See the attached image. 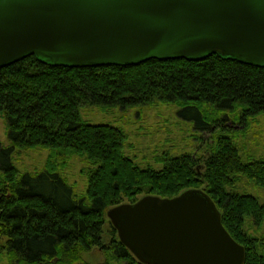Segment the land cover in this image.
Returning a JSON list of instances; mask_svg holds the SVG:
<instances>
[{"label":"trees","instance_id":"1","mask_svg":"<svg viewBox=\"0 0 264 264\" xmlns=\"http://www.w3.org/2000/svg\"><path fill=\"white\" fill-rule=\"evenodd\" d=\"M154 101L182 108L179 115L214 138L210 152L163 157L164 167L138 165L124 153L125 131L83 119L84 105L130 108ZM264 114V67L217 55L198 60L152 59L140 65L64 67L28 56L0 69V112L11 146L0 145V251L8 264H92L83 254L106 253L102 264H144L117 235L107 210L146 195L175 197L205 190L221 212L223 226L245 247V264H264V236L246 226L264 222V202L233 190L239 175L264 187V159L245 161L234 139L216 127ZM241 116V117H240ZM244 117V118H243ZM52 151L40 172L19 174L12 153L37 146ZM87 156L86 197L77 198L57 162ZM65 160V161H64Z\"/></svg>","mask_w":264,"mask_h":264},{"label":"water","instance_id":"2","mask_svg":"<svg viewBox=\"0 0 264 264\" xmlns=\"http://www.w3.org/2000/svg\"><path fill=\"white\" fill-rule=\"evenodd\" d=\"M210 55L264 67V0H0V69L28 56L82 68ZM106 213L144 264H245L205 190Z\"/></svg>","mask_w":264,"mask_h":264},{"label":"rangeland","instance_id":"3","mask_svg":"<svg viewBox=\"0 0 264 264\" xmlns=\"http://www.w3.org/2000/svg\"><path fill=\"white\" fill-rule=\"evenodd\" d=\"M181 108L172 103L154 101L151 104L130 108L84 105L80 110L83 119L90 123H110L125 131L127 140L124 153L141 167L150 166L156 170L165 166L163 157L167 154L179 156L191 153L202 158L210 152L213 145L214 138L210 136L211 133L196 129V122L191 113H189L190 118L180 116ZM235 113L226 110L225 115L231 120L223 126L216 127L215 130L217 133H226L234 139L245 161L264 159V114L248 116L244 120L241 116V119L236 118ZM8 126L6 115L0 112V145L3 147L11 146ZM51 153L52 151L40 145L27 149L16 148L11 159L19 174L37 173L47 166ZM65 160L66 162L62 160L57 162L61 176L72 186L77 198L86 197L87 171L95 165L88 161L87 156L79 154L66 156ZM0 182H6L2 173H0ZM234 185L233 190L238 193L251 194L261 203L264 202V187L257 186L245 175H239ZM246 228L251 234L264 236V222L258 225L249 220ZM2 242L4 241L0 238V244ZM83 258L92 264H102L106 261V253L93 249L84 253ZM8 263L6 252L0 251V264ZM114 264L119 263L114 262Z\"/></svg>","mask_w":264,"mask_h":264}]
</instances>
